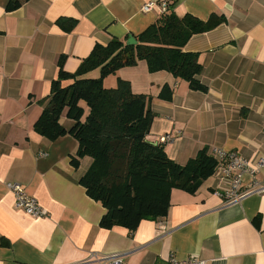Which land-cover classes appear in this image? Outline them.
<instances>
[{
	"label": "crops",
	"instance_id": "crops-1",
	"mask_svg": "<svg viewBox=\"0 0 264 264\" xmlns=\"http://www.w3.org/2000/svg\"><path fill=\"white\" fill-rule=\"evenodd\" d=\"M148 1L159 0H28L15 10L0 0V264H95L94 251L121 254L129 264H170L173 256L190 255L205 264H264V191L227 204L213 174L195 193L174 188L166 217L145 219L133 232L106 228V208L80 181L92 157L75 165L74 135L51 140L35 130L60 57L66 56L65 70L75 72L97 43L141 33L161 14L158 6L143 12ZM171 3L179 16L226 18L184 47L199 54V79L208 90L193 89L167 70L151 72L146 60L108 75L105 86L124 79L134 93L152 96L147 139L170 135L164 145L178 163L203 147L211 153L223 147L254 165L264 157V0ZM72 20L75 26L66 28ZM165 85L170 99L160 96ZM61 122L73 123L66 115ZM254 176L264 183V164ZM251 179L244 175L247 185ZM8 182L23 184L48 215L16 207Z\"/></svg>",
	"mask_w": 264,
	"mask_h": 264
},
{
	"label": "trees",
	"instance_id": "trees-1",
	"mask_svg": "<svg viewBox=\"0 0 264 264\" xmlns=\"http://www.w3.org/2000/svg\"><path fill=\"white\" fill-rule=\"evenodd\" d=\"M25 1L9 0L7 9L15 10ZM225 20L216 14L207 20L190 13L179 16L171 3L135 36V45L116 36L107 44L97 43L75 72L65 70L66 56L60 57L59 75L52 82L34 127L51 140L67 133L74 135L78 140L75 165L83 156L92 157L80 181L88 194L106 208L102 226H121L133 232L145 219L166 217L174 188L195 193L217 167L208 147L180 164L169 156L164 143L147 139L155 118L152 96L134 93L131 83L124 79L114 87H106L105 78L122 67L146 60L151 72L167 70L188 81L191 88L207 91L199 79L203 72L199 54L184 47L194 34L211 30ZM64 22L59 20L61 25ZM75 24L72 20L66 28ZM97 69L99 76L90 74ZM160 96L170 99L172 91L165 85ZM63 115L73 121L69 128L61 122Z\"/></svg>",
	"mask_w": 264,
	"mask_h": 264
},
{
	"label": "built area",
	"instance_id": "built-area-1",
	"mask_svg": "<svg viewBox=\"0 0 264 264\" xmlns=\"http://www.w3.org/2000/svg\"><path fill=\"white\" fill-rule=\"evenodd\" d=\"M170 4V0H159L158 2L148 1L142 5L141 10L143 12H150L158 6L160 12L164 13L169 9ZM170 140H172V137L170 135H165L158 139V143H165ZM212 152L217 160V167L214 174L221 183V189L217 191V194L223 196L227 204L238 202L251 193H262L264 191V183L261 184L254 176L259 167L264 164V157H261L254 165H251L250 162L236 150L216 147ZM247 173L252 176L251 182L248 185L244 181V175ZM7 186L15 195L16 207L36 217L48 215V211L39 203L34 195L26 191L23 184L19 182H8ZM90 260L95 264H129L125 258L118 253L103 254L94 251L90 254ZM170 264H205V261L197 255H190L186 258H177L173 256L170 260Z\"/></svg>",
	"mask_w": 264,
	"mask_h": 264
},
{
	"label": "water",
	"instance_id": "water-1",
	"mask_svg": "<svg viewBox=\"0 0 264 264\" xmlns=\"http://www.w3.org/2000/svg\"><path fill=\"white\" fill-rule=\"evenodd\" d=\"M137 39L135 36L131 35L128 39H127V44H130V45H135L137 44Z\"/></svg>",
	"mask_w": 264,
	"mask_h": 264
},
{
	"label": "rangeland",
	"instance_id": "rangeland-1",
	"mask_svg": "<svg viewBox=\"0 0 264 264\" xmlns=\"http://www.w3.org/2000/svg\"><path fill=\"white\" fill-rule=\"evenodd\" d=\"M96 73H97V71H96ZM97 75L99 76L100 73H97ZM108 84H109L108 82L105 83L106 86H108Z\"/></svg>",
	"mask_w": 264,
	"mask_h": 264
}]
</instances>
